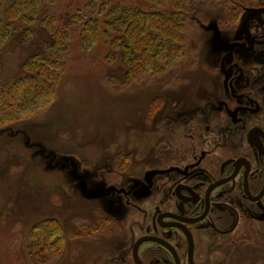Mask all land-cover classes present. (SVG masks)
Returning a JSON list of instances; mask_svg holds the SVG:
<instances>
[{"label":"flooded vegetation","instance_id":"flooded-vegetation-1","mask_svg":"<svg viewBox=\"0 0 264 264\" xmlns=\"http://www.w3.org/2000/svg\"><path fill=\"white\" fill-rule=\"evenodd\" d=\"M230 16L213 21L195 115L150 118L170 147H124L94 193L79 181L88 213L74 252L103 250L98 264H264V0Z\"/></svg>","mask_w":264,"mask_h":264},{"label":"rangeland","instance_id":"rangeland-1","mask_svg":"<svg viewBox=\"0 0 264 264\" xmlns=\"http://www.w3.org/2000/svg\"><path fill=\"white\" fill-rule=\"evenodd\" d=\"M134 2L143 5L142 0ZM220 11L205 13L207 21L199 23L202 34L184 27L185 35L179 38L186 49L174 54L182 56L184 69L173 78L168 74L166 80L143 86L123 82L122 69L113 72L119 81L110 79L102 42L84 53L75 47L76 39H71L69 48L59 45L64 67L58 73L53 101L27 121L0 130V264H98L104 258L103 250L90 253L85 245L73 251L78 239L85 237L82 211L88 213L83 209L84 189L79 181L89 177L94 193L102 186L99 169L112 163L115 153L124 147L140 153L163 147V124L156 119L150 122L151 116L195 115L190 109L203 97L202 87L211 75L213 52L208 38ZM230 14L221 20L230 21ZM54 28L58 30L56 21ZM7 50L0 82L1 76L3 80V76L22 75L19 66L26 55L12 47ZM156 59L162 61L160 56ZM146 68L164 69L157 61L147 63ZM155 99L160 100L159 107L148 116ZM51 218L57 220L63 239L47 247L38 240L39 224Z\"/></svg>","mask_w":264,"mask_h":264},{"label":"trees","instance_id":"trees-1","mask_svg":"<svg viewBox=\"0 0 264 264\" xmlns=\"http://www.w3.org/2000/svg\"><path fill=\"white\" fill-rule=\"evenodd\" d=\"M142 2L143 5L134 0H0V66L5 67L7 48L26 55L19 66L21 76H3V80L1 76L0 130L27 121L29 115L44 110L53 101L58 73L64 67L60 63L62 43L69 48L71 39H76L75 47L84 53L102 42L110 79L119 81L113 72L122 69L123 82L143 86L157 79L166 80L168 74L173 78L185 68L182 56L174 57L186 49L179 38L185 35L184 27H193L194 33L200 34L199 23H205V13L214 9L221 10L217 21L226 27L221 16L232 10V14L237 13L244 0ZM73 7L77 9L70 12ZM64 51L67 52L65 47ZM159 56L162 61L156 59ZM152 61L160 62L164 69L155 72L146 68ZM135 70L139 72L131 77ZM159 103L158 99L150 103L148 116ZM39 226L42 231L38 240L42 244L57 245L63 239L55 221L44 220ZM47 257L48 261L52 258Z\"/></svg>","mask_w":264,"mask_h":264}]
</instances>
